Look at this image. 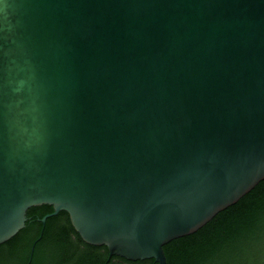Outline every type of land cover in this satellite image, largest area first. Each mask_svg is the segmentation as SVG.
<instances>
[{
  "label": "water",
  "instance_id": "obj_1",
  "mask_svg": "<svg viewBox=\"0 0 264 264\" xmlns=\"http://www.w3.org/2000/svg\"><path fill=\"white\" fill-rule=\"evenodd\" d=\"M264 179V0H0V244L29 207L164 264Z\"/></svg>",
  "mask_w": 264,
  "mask_h": 264
},
{
  "label": "trees",
  "instance_id": "obj_2",
  "mask_svg": "<svg viewBox=\"0 0 264 264\" xmlns=\"http://www.w3.org/2000/svg\"><path fill=\"white\" fill-rule=\"evenodd\" d=\"M50 211L48 205L26 209L23 228L0 244V264H106V255L99 258L95 246L81 241L64 211L42 224L41 217ZM162 250L164 264H264V179L195 232L163 244ZM125 262L156 264L152 259Z\"/></svg>",
  "mask_w": 264,
  "mask_h": 264
},
{
  "label": "flooded vegetation",
  "instance_id": "obj_3",
  "mask_svg": "<svg viewBox=\"0 0 264 264\" xmlns=\"http://www.w3.org/2000/svg\"><path fill=\"white\" fill-rule=\"evenodd\" d=\"M51 212V211H50ZM50 212H48V213H50ZM48 213H46V214H48ZM61 215L62 216V214L58 211L55 215ZM55 215H52V216H55ZM49 217V216H48ZM46 218V217H45ZM62 218H64V217H62ZM62 222V224L63 225H65V222L64 221H61ZM70 240L71 241H74V238L73 237H70ZM82 241V240H81ZM83 242V241H82ZM85 243V242H84ZM87 244V243H86ZM89 245V244H88ZM91 246H93V245H91ZM82 246L80 245V248H81ZM96 248H94L93 250H96V255L98 256L99 255V258L100 257H102V256H104V254L106 255V261H105V263L106 264H128L127 262H125L126 260H121L120 258L121 257H119V256H116V255H108V253H107V251H106V249H105V247L104 246H95ZM102 247H104V248H102ZM29 262V260L25 263V264H29L28 263Z\"/></svg>",
  "mask_w": 264,
  "mask_h": 264
}]
</instances>
